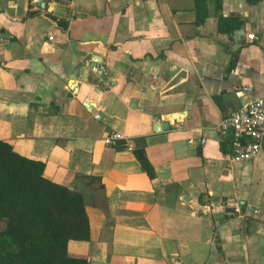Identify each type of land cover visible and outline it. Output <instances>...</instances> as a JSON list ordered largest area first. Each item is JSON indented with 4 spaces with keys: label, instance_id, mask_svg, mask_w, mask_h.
Listing matches in <instances>:
<instances>
[{
    "label": "crops",
    "instance_id": "0c3cea01",
    "mask_svg": "<svg viewBox=\"0 0 264 264\" xmlns=\"http://www.w3.org/2000/svg\"><path fill=\"white\" fill-rule=\"evenodd\" d=\"M263 99L264 0H0V141L83 195L88 264H264V137L218 131Z\"/></svg>",
    "mask_w": 264,
    "mask_h": 264
},
{
    "label": "trees",
    "instance_id": "16d2710c",
    "mask_svg": "<svg viewBox=\"0 0 264 264\" xmlns=\"http://www.w3.org/2000/svg\"><path fill=\"white\" fill-rule=\"evenodd\" d=\"M202 10L196 8L198 22L205 17ZM227 21L219 19V31L230 33L237 27L229 29ZM116 146L123 148L119 142ZM133 153L141 169L154 178L144 146ZM43 168L0 141V264H88L67 252L70 241L89 238L83 195L45 179Z\"/></svg>",
    "mask_w": 264,
    "mask_h": 264
},
{
    "label": "built area",
    "instance_id": "2783aa9c",
    "mask_svg": "<svg viewBox=\"0 0 264 264\" xmlns=\"http://www.w3.org/2000/svg\"><path fill=\"white\" fill-rule=\"evenodd\" d=\"M248 39L255 40V36L250 34ZM92 70L95 71V68ZM239 94L240 92L235 93V95ZM218 131L221 135L231 134L233 163L249 162L255 159L261 151L264 137V99L249 101L234 115L223 120ZM119 139V134H108L103 141L105 145L114 147ZM189 143L191 144L192 141ZM202 143L205 141L202 140ZM224 205L229 215L241 212V206L237 201L228 200Z\"/></svg>",
    "mask_w": 264,
    "mask_h": 264
},
{
    "label": "water",
    "instance_id": "95a60500",
    "mask_svg": "<svg viewBox=\"0 0 264 264\" xmlns=\"http://www.w3.org/2000/svg\"><path fill=\"white\" fill-rule=\"evenodd\" d=\"M94 67H98L96 63H92V64H90V65L88 66V69L86 70V74L89 75V74H90V70L93 69ZM97 69H99V70H100V69H101V70H104V66H101V67H99V68H97ZM165 127H166V125H164V124H163V126H161V128H165Z\"/></svg>",
    "mask_w": 264,
    "mask_h": 264
},
{
    "label": "rangeland",
    "instance_id": "374dc122",
    "mask_svg": "<svg viewBox=\"0 0 264 264\" xmlns=\"http://www.w3.org/2000/svg\"><path fill=\"white\" fill-rule=\"evenodd\" d=\"M3 228V224H2V222L0 221V229H2Z\"/></svg>",
    "mask_w": 264,
    "mask_h": 264
}]
</instances>
